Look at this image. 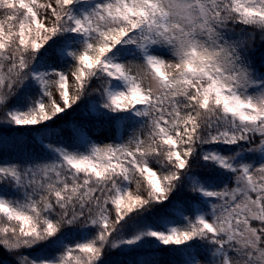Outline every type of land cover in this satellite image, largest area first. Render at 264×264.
Here are the masks:
<instances>
[{"label": "snow or ice", "instance_id": "1", "mask_svg": "<svg viewBox=\"0 0 264 264\" xmlns=\"http://www.w3.org/2000/svg\"><path fill=\"white\" fill-rule=\"evenodd\" d=\"M0 250L264 264V0H0Z\"/></svg>", "mask_w": 264, "mask_h": 264}, {"label": "trees", "instance_id": "2", "mask_svg": "<svg viewBox=\"0 0 264 264\" xmlns=\"http://www.w3.org/2000/svg\"><path fill=\"white\" fill-rule=\"evenodd\" d=\"M261 59V52L258 51L257 52V61L259 62V60ZM72 117H69V120H71ZM161 258L163 261V264H168V261L174 259V257H172L169 253L167 252H163L161 254ZM109 259H111L114 264H116V262L122 260V259H126V257H121L118 256L116 253H113L111 257H109ZM0 263L1 264H14V257L11 255H8L7 253H3L2 250H0Z\"/></svg>", "mask_w": 264, "mask_h": 264}, {"label": "rangeland", "instance_id": "3", "mask_svg": "<svg viewBox=\"0 0 264 264\" xmlns=\"http://www.w3.org/2000/svg\"><path fill=\"white\" fill-rule=\"evenodd\" d=\"M1 264V263H0Z\"/></svg>", "mask_w": 264, "mask_h": 264}]
</instances>
